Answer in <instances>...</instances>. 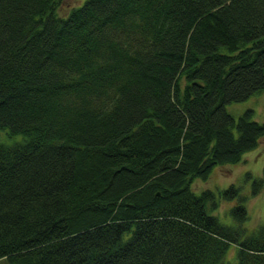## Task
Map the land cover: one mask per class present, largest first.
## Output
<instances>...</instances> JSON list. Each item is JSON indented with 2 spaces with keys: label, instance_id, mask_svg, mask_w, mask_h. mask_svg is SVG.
Wrapping results in <instances>:
<instances>
[{
  "label": "trees",
  "instance_id": "obj_1",
  "mask_svg": "<svg viewBox=\"0 0 264 264\" xmlns=\"http://www.w3.org/2000/svg\"><path fill=\"white\" fill-rule=\"evenodd\" d=\"M63 1L0 0V258L264 264V171L232 224L191 187L264 138L226 108L264 90V0Z\"/></svg>",
  "mask_w": 264,
  "mask_h": 264
},
{
  "label": "rangeland",
  "instance_id": "obj_2",
  "mask_svg": "<svg viewBox=\"0 0 264 264\" xmlns=\"http://www.w3.org/2000/svg\"><path fill=\"white\" fill-rule=\"evenodd\" d=\"M81 0H64L63 5L59 6L58 11L64 13L70 6L80 3ZM227 110L237 117L244 109H252V118L258 121H264V90L250 95L242 101L230 102L226 104ZM4 136V132H0V137ZM264 138H262L258 146L247 151L242 159L236 163H225L214 165L209 171L206 178L194 177L191 180V187L194 191L199 192L203 189H210L217 197L218 191L227 187L230 183L240 186L243 193H248L252 178L262 176L264 171ZM249 175L246 176V172ZM249 194V193H248ZM217 204L214 208H209V212L215 214L220 221L227 224L236 223V220L229 212V207L233 204L232 199H223L217 197ZM247 218L241 222L247 229L264 223V183L263 187L255 194L248 195L246 201ZM234 247L228 250V256L234 254ZM0 264H10L5 258H0Z\"/></svg>",
  "mask_w": 264,
  "mask_h": 264
}]
</instances>
